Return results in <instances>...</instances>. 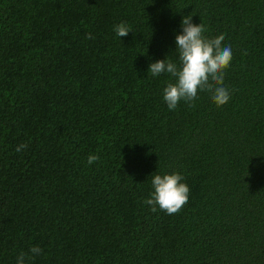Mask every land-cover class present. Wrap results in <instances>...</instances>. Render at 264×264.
<instances>
[{"label":"trees","instance_id":"1","mask_svg":"<svg viewBox=\"0 0 264 264\" xmlns=\"http://www.w3.org/2000/svg\"><path fill=\"white\" fill-rule=\"evenodd\" d=\"M188 14L232 49L223 106L199 91L169 110L174 78L147 71L178 63ZM166 173L190 190L173 215L144 203ZM21 252L25 264H264V0H0V264Z\"/></svg>","mask_w":264,"mask_h":264},{"label":"clouds","instance_id":"2","mask_svg":"<svg viewBox=\"0 0 264 264\" xmlns=\"http://www.w3.org/2000/svg\"><path fill=\"white\" fill-rule=\"evenodd\" d=\"M182 32L175 36V53L178 60L174 62L169 56L163 60H156L148 66L153 76L168 73L174 78V82H168L163 89V100L169 110L176 109L179 102L184 101L192 106L197 99L199 91H207L211 94V100L218 107L225 105L230 100L229 90L224 86V70L232 60V49L223 45L225 39L221 34L214 38H206L202 24H194L192 15L181 18ZM114 31L120 37L127 36L131 31L124 23L115 25ZM88 38H92L89 34ZM146 54V53H145ZM27 145H18L16 151H21ZM99 160V156L91 154L87 157L89 165ZM182 176L177 173L156 174L152 176L151 185L153 191L145 204L151 206L152 211L157 207L166 214L173 215L181 211L188 201L189 188L182 183ZM41 249L33 246L30 253L33 256L40 255ZM28 254L21 252L17 256V264H25Z\"/></svg>","mask_w":264,"mask_h":264}]
</instances>
